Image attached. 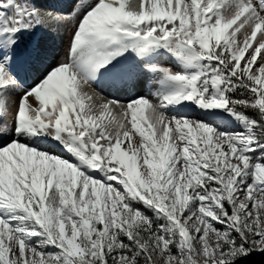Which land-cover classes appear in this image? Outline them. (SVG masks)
<instances>
[{"label": "snow or ice", "instance_id": "6c2138e0", "mask_svg": "<svg viewBox=\"0 0 264 264\" xmlns=\"http://www.w3.org/2000/svg\"><path fill=\"white\" fill-rule=\"evenodd\" d=\"M254 256L264 0H0V264Z\"/></svg>", "mask_w": 264, "mask_h": 264}, {"label": "rangeland", "instance_id": "374dc122", "mask_svg": "<svg viewBox=\"0 0 264 264\" xmlns=\"http://www.w3.org/2000/svg\"><path fill=\"white\" fill-rule=\"evenodd\" d=\"M50 41H52L57 50L62 52L63 51V47H64V44L66 42V37L65 36H59V37H55V38H49Z\"/></svg>", "mask_w": 264, "mask_h": 264}, {"label": "trees", "instance_id": "16d2710c", "mask_svg": "<svg viewBox=\"0 0 264 264\" xmlns=\"http://www.w3.org/2000/svg\"><path fill=\"white\" fill-rule=\"evenodd\" d=\"M248 264H264V257H252Z\"/></svg>", "mask_w": 264, "mask_h": 264}]
</instances>
